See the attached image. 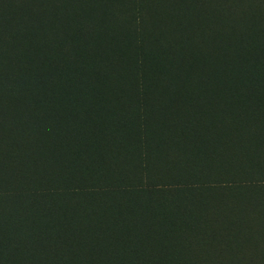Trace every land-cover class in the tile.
I'll return each instance as SVG.
<instances>
[{"label":"rangeland","instance_id":"374dc122","mask_svg":"<svg viewBox=\"0 0 264 264\" xmlns=\"http://www.w3.org/2000/svg\"><path fill=\"white\" fill-rule=\"evenodd\" d=\"M3 2L0 264H264V25L181 10L175 39L167 14L131 30L139 0Z\"/></svg>","mask_w":264,"mask_h":264},{"label":"trees","instance_id":"16d2710c","mask_svg":"<svg viewBox=\"0 0 264 264\" xmlns=\"http://www.w3.org/2000/svg\"><path fill=\"white\" fill-rule=\"evenodd\" d=\"M4 0H0V53L2 50L5 48L6 51L9 52H14V47L15 44L18 43V29H15L17 27V24L11 23L5 19V15L8 14L10 16V9L5 7V3L3 2ZM143 0H139L141 3L139 10L142 11V15L144 12V17H141L140 15H133L132 18V24L130 25L131 30H137L138 27L141 29L144 28L145 32H150L149 35H156V33H153L154 30H157L158 24H160V15L161 14H167L168 18L166 17V21L168 23V26L164 29L169 31L175 36V39H178L179 36L177 35V25L181 23V25L184 24V21L179 20L174 16L178 11L183 10L185 13L189 11V9H192L194 13L197 14V16L203 15L205 16L207 14V9L209 7H212L221 10V9H226L225 12H228L230 14H247L249 15L248 19L249 22L255 25L256 28H258L260 25H264V10H263V5H264V0H157L156 5L153 3H148L146 6L142 3ZM13 6L15 9L19 8V1H14ZM256 5L257 9H255L254 12H251L252 8L250 5ZM165 6V12L162 10V7ZM169 11L167 10V7ZM145 7V8H144ZM250 7V8H249ZM13 8V9H14ZM249 8V9H248ZM155 9V10H154ZM127 10V9H126ZM146 12V13H145ZM138 13V11H137ZM183 13V12H182ZM189 13V12H188ZM111 14V13H110ZM14 15V14H13ZM184 15V13H183ZM186 16V15H185ZM146 17V18H145ZM252 24V25H253ZM20 25H23L20 24ZM160 26V25H159ZM142 30V29H141ZM254 31V30H253ZM143 31L138 32V35H134L136 40H141L143 39ZM137 36V37H136ZM128 37H130L128 35ZM163 40L165 42V38L163 37ZM242 40H245L243 44L239 46V52L240 53H246L249 50H256L257 52L261 53L263 49L256 48V42L258 41L257 38H252L247 35L242 36ZM162 39L160 38V42ZM166 43V42H165ZM177 41L174 40L173 44H176ZM225 55H230L229 52H224ZM75 56L78 57L79 53H75ZM150 62H152L153 57L150 58ZM138 60L141 62V70L146 71V66L148 67V62L146 60V52L145 50L142 51V57L138 58ZM44 83V81H42ZM36 89V88H35Z\"/></svg>","mask_w":264,"mask_h":264}]
</instances>
